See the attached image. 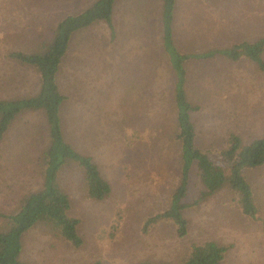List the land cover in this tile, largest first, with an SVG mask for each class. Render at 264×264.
<instances>
[{"label": "rangeland", "instance_id": "1", "mask_svg": "<svg viewBox=\"0 0 264 264\" xmlns=\"http://www.w3.org/2000/svg\"><path fill=\"white\" fill-rule=\"evenodd\" d=\"M93 1L0 0V98L37 90V72L16 54L39 51L60 19ZM160 9L161 0H115L113 37L103 22L71 36L57 75L67 95L63 133L93 158L111 193L89 199L76 168L64 166L59 182L82 242L73 246L39 223L22 238L26 263L183 264L192 244L211 240L228 248L221 264H264V164L244 171L253 216L241 211L229 189L192 203L199 193L192 174L187 234L177 236L168 220L147 224L168 207L181 176L174 74L162 49ZM174 37L187 53L264 38V0H177ZM186 68L198 147L218 150L230 134L243 143L264 137V65L216 55L189 61ZM44 122L41 112L24 111L0 142V228L3 216L40 187L48 142ZM135 131L140 139L128 144L126 135Z\"/></svg>", "mask_w": 264, "mask_h": 264}, {"label": "trees", "instance_id": "2", "mask_svg": "<svg viewBox=\"0 0 264 264\" xmlns=\"http://www.w3.org/2000/svg\"><path fill=\"white\" fill-rule=\"evenodd\" d=\"M114 4L115 0H94L79 13L60 19L52 38L39 51L16 54L35 69L39 83L32 94L0 98V142L13 121L24 111L43 114L48 142L42 152L40 187L22 197L15 213L3 216L6 222L0 228V264H28L21 259L22 238L39 223L50 226L73 246L81 244L79 220L69 215L70 198L59 182V173L64 166L76 168L89 199L100 201L111 193L110 184L101 175L93 158L79 152L64 136L61 108L67 101V95L60 91L57 75L75 32L103 22L113 37ZM176 7L177 0H161L160 26L162 49L174 74L176 139L180 143L181 176L168 207L147 224L168 220L174 224L177 236L183 237L189 229L184 213L188 207L185 198L190 193L192 174L199 185V193L197 197H192V203H200L222 189H229L238 197L241 211L253 216L256 207L244 171L264 164V137L243 143L239 136L230 134L225 145L218 150L202 149L196 145V129L192 121L196 106L187 98L185 88L187 63L219 55L230 61L247 58L262 67L264 38L200 52H182L176 46L174 37ZM140 137L141 133L135 131L126 135V141L131 144ZM227 249L225 245L211 240L194 243L183 264H221ZM139 264L155 263L143 261Z\"/></svg>", "mask_w": 264, "mask_h": 264}]
</instances>
